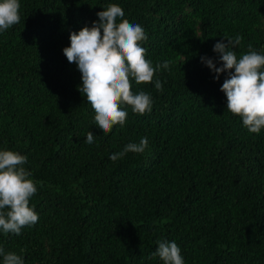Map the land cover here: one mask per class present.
<instances>
[{"label":"trees","instance_id":"trees-1","mask_svg":"<svg viewBox=\"0 0 264 264\" xmlns=\"http://www.w3.org/2000/svg\"><path fill=\"white\" fill-rule=\"evenodd\" d=\"M19 3L20 23L0 33V150L27 156L39 221L18 236L0 230V248L24 264H163L152 254L167 240L185 264H264V129L226 110V73L214 80L201 61L220 67L213 46L237 34L238 58L249 44L264 54V0ZM113 3L145 30L146 59L170 64L154 77L162 92L132 81L151 111L123 105L125 126L105 134L62 50ZM144 137V152L109 158Z\"/></svg>","mask_w":264,"mask_h":264},{"label":"clouds","instance_id":"clouds-1","mask_svg":"<svg viewBox=\"0 0 264 264\" xmlns=\"http://www.w3.org/2000/svg\"><path fill=\"white\" fill-rule=\"evenodd\" d=\"M19 0H0V33L21 21ZM98 21L70 33V45L62 51L69 63H74L81 73L82 84L78 91L95 112L94 121L103 133L111 132L113 126H125L131 107L134 114L144 115L151 111L153 100L145 91L134 92L132 81L137 85L154 84L157 91H163V82L154 79L161 69H168L170 61L153 66L146 59L148 49L143 47L148 37L138 23L124 18L125 13L118 4H109L96 13ZM226 41V42H224ZM242 37H224L213 46L219 54L220 67L213 59L202 56L201 61L215 73L214 80L226 73L220 90L227 99L226 110L238 116L250 133L258 134L264 129V54L255 51L251 44L248 51L239 58L233 49L241 44ZM234 70V71H233ZM86 143L94 142L89 131ZM148 147V138H141L139 144L129 143L123 151L113 153L109 158L117 161L127 153H142ZM27 156L13 150H0V230L5 234L20 235L24 227L38 223L39 216L30 206V199L37 192V182L32 173L24 167ZM158 247L152 254L163 264H185L177 243L158 240ZM3 264H24L21 255L4 252Z\"/></svg>","mask_w":264,"mask_h":264}]
</instances>
